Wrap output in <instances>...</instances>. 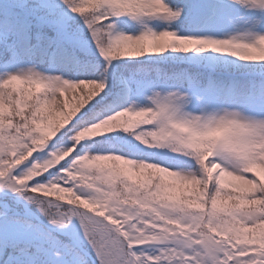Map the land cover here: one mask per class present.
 I'll return each mask as SVG.
<instances>
[{"label": "snow or ice", "instance_id": "obj_1", "mask_svg": "<svg viewBox=\"0 0 264 264\" xmlns=\"http://www.w3.org/2000/svg\"><path fill=\"white\" fill-rule=\"evenodd\" d=\"M0 264H264V0H0Z\"/></svg>", "mask_w": 264, "mask_h": 264}]
</instances>
